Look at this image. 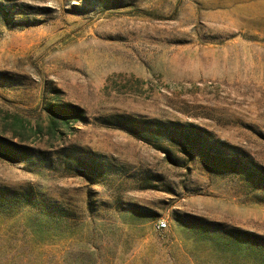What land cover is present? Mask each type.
<instances>
[{"label":"rangeland","instance_id":"1","mask_svg":"<svg viewBox=\"0 0 264 264\" xmlns=\"http://www.w3.org/2000/svg\"><path fill=\"white\" fill-rule=\"evenodd\" d=\"M53 92L87 122L20 143L34 169L0 158V264H264L224 235L264 237L256 179L109 125L192 122L264 170V0H0V134L44 122Z\"/></svg>","mask_w":264,"mask_h":264},{"label":"trees","instance_id":"2","mask_svg":"<svg viewBox=\"0 0 264 264\" xmlns=\"http://www.w3.org/2000/svg\"><path fill=\"white\" fill-rule=\"evenodd\" d=\"M41 109L45 113L44 122H37L33 127H26L25 124L20 128H13L10 138L0 134V158L10 163L21 162L30 169H34L40 163V157L37 155L42 152L20 143L29 141L31 144H37V141L42 140L45 143L61 141L72 130L73 123L87 122L81 107L60 101L55 92L51 99L43 98ZM14 118L18 119L17 116ZM114 119L110 121V126L124 129L133 137L151 144L155 149L163 152L169 160L173 157L172 147L180 148L179 152L188 154L190 157L195 151L208 164H213L218 169L225 167L228 172L243 173L246 178L251 176L253 180L256 179L259 188H264L262 168L257 167L240 148L216 138L213 133L200 125L192 122L163 121L124 115H118ZM1 131L4 132L6 129ZM13 139H18L19 143ZM72 164L76 171L95 172V165L88 156H75ZM12 200L11 192L0 188V212L2 207H11ZM22 204L32 205L31 196H26ZM175 219L180 220L179 217ZM224 235L237 238L242 236L244 240L246 239L245 241L257 247V254L261 251V255H264V237L240 229H225Z\"/></svg>","mask_w":264,"mask_h":264},{"label":"built area","instance_id":"3","mask_svg":"<svg viewBox=\"0 0 264 264\" xmlns=\"http://www.w3.org/2000/svg\"><path fill=\"white\" fill-rule=\"evenodd\" d=\"M156 227H157V230L163 231V230H165L167 228V224H166V222L164 220L157 221Z\"/></svg>","mask_w":264,"mask_h":264}]
</instances>
